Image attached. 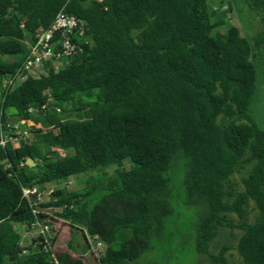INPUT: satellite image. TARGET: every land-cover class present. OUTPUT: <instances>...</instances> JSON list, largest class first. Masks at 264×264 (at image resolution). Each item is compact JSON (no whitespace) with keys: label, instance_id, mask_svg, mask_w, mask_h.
Here are the masks:
<instances>
[{"label":"trees","instance_id":"trees-1","mask_svg":"<svg viewBox=\"0 0 264 264\" xmlns=\"http://www.w3.org/2000/svg\"><path fill=\"white\" fill-rule=\"evenodd\" d=\"M245 1L264 20V0ZM208 5L0 0V142L8 139L0 144V264H87L55 251L58 231L45 212L100 241L103 250L91 253L96 264H145L141 257L172 212L168 173L178 155L187 202L206 210L195 225L197 253L226 264L230 247L215 255L211 246L221 230L239 229L243 264H264V131L250 114L264 30L251 38L237 26L218 31L228 12ZM62 7L80 22L74 52L26 67L37 35ZM59 41L55 33L51 46ZM22 122L33 123L29 134ZM39 143L50 149L41 154ZM247 168L242 186L233 183ZM72 177L84 187L55 186L43 203L24 195Z\"/></svg>","mask_w":264,"mask_h":264},{"label":"rangeland","instance_id":"rangeland-1","mask_svg":"<svg viewBox=\"0 0 264 264\" xmlns=\"http://www.w3.org/2000/svg\"><path fill=\"white\" fill-rule=\"evenodd\" d=\"M208 6L209 8H221V10L228 12L227 19L229 21L226 20L225 25L216 29L218 31L227 32L231 26H237L246 37L251 38L256 33L264 30V20L257 13L247 8L245 0H209ZM254 50L256 51L255 47ZM255 54L253 63L258 71L257 93L255 99H253L250 114L254 123L264 131V62L258 52ZM37 69L45 74L42 66H38ZM29 75L38 76L35 72H31ZM24 80V77H19L15 87H19ZM21 124L25 128V134H29L27 127L32 126L33 123L27 122V126L26 122ZM31 139L30 137H25V143ZM11 142L15 148H18L19 141L17 139L12 138ZM36 148L41 154H45L50 149L46 143H39ZM176 158L171 170L173 173H168L171 184L170 202L172 212L165 218L163 234L152 239V249L141 257V262L145 264H211L207 256L197 253L194 242L196 236L195 225L199 220V216L205 213L206 210L203 207L194 206V204L187 202L185 160L181 155ZM246 171L236 173L233 177V183L241 185L242 177L250 173V168H247ZM86 177V175L80 176V178L85 180L83 184L87 182ZM83 184H79L76 177H72L68 182L58 186L56 183L47 184L45 191L40 196V202L43 203L49 199L50 191L55 186L58 189L77 190L84 187ZM249 210L248 218L253 222L258 215V211L255 209L254 204L251 205ZM45 213L49 217L46 220L52 223L49 228L54 227L58 231V236L55 238L56 241H54L55 251L60 254L69 250L76 256L83 257L87 264H96V261H94L95 256H91V253L96 252L99 255L104 248L103 245L100 247L96 240L86 238L82 230H71L68 222H64L54 212ZM232 219L235 223L238 222L236 217H232ZM240 237H242V232L239 229L221 230L220 236L213 242L210 250L217 255L222 246H229L230 250L227 253L228 260L226 264H243V259L237 250V243ZM51 238H54V235Z\"/></svg>","mask_w":264,"mask_h":264},{"label":"built area","instance_id":"built-area-1","mask_svg":"<svg viewBox=\"0 0 264 264\" xmlns=\"http://www.w3.org/2000/svg\"><path fill=\"white\" fill-rule=\"evenodd\" d=\"M79 20L69 15L65 8H61L52 23L51 27L45 31H41L40 34L37 35V40L31 48V54L27 58L28 67L31 64H40L43 60L48 61L51 60L52 57L62 58V56H70L74 50L76 44L71 42V36L74 34L76 28H78ZM55 33H59L63 39L62 42L59 41V45L56 43L51 46V42L54 38ZM58 45V46H56ZM55 48L59 50L56 52ZM63 49V50H62ZM64 51V52H63ZM35 58V59H34ZM29 61V62H28ZM11 139V138H9ZM8 139L3 138L0 142L2 146L5 145ZM34 195L37 194L40 196L41 194L37 193L35 190L24 189V195ZM45 228L41 230V232L46 233L49 228L44 226ZM98 246L102 247L100 241L97 242Z\"/></svg>","mask_w":264,"mask_h":264},{"label":"water","instance_id":"water-1","mask_svg":"<svg viewBox=\"0 0 264 264\" xmlns=\"http://www.w3.org/2000/svg\"><path fill=\"white\" fill-rule=\"evenodd\" d=\"M27 165L29 166H35V162L34 159L32 157L28 158V160H26Z\"/></svg>","mask_w":264,"mask_h":264},{"label":"clouds","instance_id":"clouds-1","mask_svg":"<svg viewBox=\"0 0 264 264\" xmlns=\"http://www.w3.org/2000/svg\"><path fill=\"white\" fill-rule=\"evenodd\" d=\"M62 8H65V7H62ZM65 11H66V8H65ZM67 12V11H66ZM58 13V12H57ZM57 15V14H56ZM75 17V16H74ZM56 18V17H55ZM79 20V19H78ZM36 165V164H35ZM32 199H33V195H29ZM98 242V241H97Z\"/></svg>","mask_w":264,"mask_h":264}]
</instances>
